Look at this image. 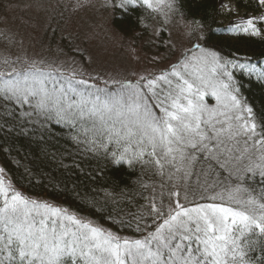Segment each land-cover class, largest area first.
Returning a JSON list of instances; mask_svg holds the SVG:
<instances>
[{
    "label": "snow or ice",
    "instance_id": "snow-or-ice-1",
    "mask_svg": "<svg viewBox=\"0 0 264 264\" xmlns=\"http://www.w3.org/2000/svg\"><path fill=\"white\" fill-rule=\"evenodd\" d=\"M137 3L161 13L168 23L171 0H121L119 7ZM258 3L264 8V0ZM257 19L264 16L231 30L260 35ZM185 27L192 47L180 53L182 59L170 70L114 79L111 88L107 81L103 88L89 84L76 68L65 75L54 61L5 57L2 63L9 70L0 71V99L27 105L22 115L37 117L42 126L55 122L68 127L75 143L93 153L111 151L116 163H153L161 175L168 165L175 170L169 179L187 184L202 155L209 170L201 175H209L216 161L236 183L216 192L209 191L215 183L205 180L199 193L203 202L187 187L181 199L173 184L167 205L163 199L157 205L153 198L149 210L134 217L141 235L129 239L67 209L25 197L0 168V264H264V127L258 129L253 109L238 98L234 81L236 69L264 81V67L202 46L199 20ZM0 35L15 42L13 36ZM18 63L27 67L17 68ZM146 155L151 159L145 160ZM257 176L259 189L245 183ZM257 248L261 254L253 255Z\"/></svg>",
    "mask_w": 264,
    "mask_h": 264
},
{
    "label": "trees",
    "instance_id": "trees-1",
    "mask_svg": "<svg viewBox=\"0 0 264 264\" xmlns=\"http://www.w3.org/2000/svg\"><path fill=\"white\" fill-rule=\"evenodd\" d=\"M117 1L114 0L116 9L113 26L126 36L134 35V32L146 36L153 18L149 9L141 7L140 3L126 8L119 7ZM229 1L236 6L237 11L264 13L258 0ZM171 2L173 12L177 15L190 22H201L202 46L210 47L225 58L237 62L254 66L264 62V22L258 25L260 35H234L226 28V22L233 15H225L220 0ZM164 37L163 32L161 39ZM64 41L67 42L64 43L67 48H72L70 41ZM0 64V71L9 70L4 69L7 65L2 62ZM24 66L22 63L16 65L17 68ZM234 81L239 95L253 109L258 129L264 127V81L258 80L255 75L242 73L239 69L234 70ZM26 110H29L27 105L21 107L0 99V166L13 187L26 197L46 199L67 209L80 219H92L115 235L140 238L134 217L147 212L153 198L157 205L161 203L160 199L156 200V194H161L158 179L163 180L162 189H169L175 178L164 180L153 163H116L111 153L87 151L84 144H77L71 139V129L55 122L42 126L36 122L37 117L23 116ZM195 168L209 170L202 156ZM227 177L228 171L212 161L209 175L195 181L189 180L185 185L190 193L197 194V202H203L199 200L202 191L200 184L205 180L208 185L215 183V188L209 191L219 192L236 183L235 177ZM179 183L182 185V181ZM245 183L257 189L262 186L258 176L254 180L247 179ZM189 199H192L191 195ZM145 219L151 222L147 216ZM261 241L264 242V237ZM260 254L257 248L253 255Z\"/></svg>",
    "mask_w": 264,
    "mask_h": 264
},
{
    "label": "rangeland",
    "instance_id": "rangeland-1",
    "mask_svg": "<svg viewBox=\"0 0 264 264\" xmlns=\"http://www.w3.org/2000/svg\"><path fill=\"white\" fill-rule=\"evenodd\" d=\"M117 3L120 5L121 0ZM220 5L225 15H233L226 22V28L234 35L243 33L231 30L235 24L248 18L264 16V13L251 14L237 11L236 6L232 5L229 0H220ZM115 9L114 0H108L107 6H105V0H0V34L15 37V42L9 44L4 35H0V62L5 57L15 60L17 56L29 62L32 60L54 61L65 75L76 68L78 77L82 73V78L88 80L89 84L103 88L107 81V86L111 88L114 86V79L135 80L140 74H158L164 70H170L173 64L182 59L180 53L192 47V41L185 27L190 21L173 11L168 12V23H165L164 15L149 9L153 18L149 24L148 34L142 37L137 32L126 36L113 26ZM164 11L167 9L165 8ZM261 22L264 20L257 19L256 21L258 31V25ZM163 32L165 37L162 40L161 33ZM201 37L200 32L199 43L202 45ZM63 39L70 41L72 48H67L65 45L67 42ZM24 65L27 67L26 64ZM0 67H2L1 64ZM256 67H264V62ZM238 98L247 105L239 93ZM205 101L210 105L216 103L210 96H206ZM155 111L160 114L158 109ZM244 115L247 116L246 113ZM252 119L255 122L253 114ZM109 148L115 150L114 145L110 144ZM110 153L112 154L111 151L108 152ZM150 159L147 155L145 156V160ZM195 167L192 169L190 181L204 177L201 175L202 169ZM174 171L171 166L166 165L163 175L160 174V176L168 180L170 173ZM6 180L9 182L7 178ZM162 181V178L157 181L161 194H156V200L163 199L164 204L167 205L168 193L173 190V187L162 189ZM179 182L175 178L173 184L178 186ZM184 187L186 185L182 181V185H179L177 189L181 192V199ZM28 198L59 207L46 199ZM81 220L90 221L93 226L104 229L92 219ZM121 238L132 239L130 237Z\"/></svg>",
    "mask_w": 264,
    "mask_h": 264
}]
</instances>
